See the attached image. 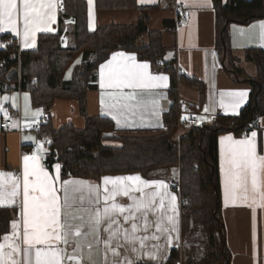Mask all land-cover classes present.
I'll return each mask as SVG.
<instances>
[{"label": "trees", "instance_id": "obj_1", "mask_svg": "<svg viewBox=\"0 0 264 264\" xmlns=\"http://www.w3.org/2000/svg\"><path fill=\"white\" fill-rule=\"evenodd\" d=\"M212 1L220 52L223 54L224 51L222 37L228 48L224 66L251 87L248 103L235 116L217 115L210 122L190 127L178 137L179 83L185 81L198 90V104L207 99V85L205 81L183 73L176 60L161 66L171 78L168 94L172 104L162 116L165 130L117 136L112 119L89 114L87 93L97 88L98 67L113 52H135L139 59L148 60L155 66L165 60L168 49L163 44L162 31L150 26L151 13L160 6L142 5L138 0H95L98 12L138 11L140 14L135 23L99 24L93 31L88 26L86 0H60L57 32L39 34L34 49L20 50L17 39L11 38L6 47H0V92L28 90L32 106L48 115L37 127V133L50 152L46 158L49 166L54 161L60 162L63 177L99 179L103 175L129 173L146 176L156 168L177 169L179 180L173 186L180 193L183 216L207 236V255L200 262L231 264L232 253L226 242L220 195L218 138L226 132L243 135L246 130L248 134L258 117L264 115V49L252 47L246 50L244 58L256 66L254 76L246 75L234 64L228 31L232 22L247 24L264 17V0ZM69 20L73 22L75 43L72 45L65 44L61 28ZM165 27L172 28L169 22ZM80 55V70L71 79H66L68 69ZM19 60L20 74L9 80L8 73L13 68L18 69ZM61 98L77 101L85 119L84 128L78 129L71 123L54 127L51 110L55 101ZM109 140H117L120 144H108ZM14 213L11 207H0V239L10 230ZM179 259L180 251L173 248L164 264Z\"/></svg>", "mask_w": 264, "mask_h": 264}, {"label": "crops", "instance_id": "obj_2", "mask_svg": "<svg viewBox=\"0 0 264 264\" xmlns=\"http://www.w3.org/2000/svg\"><path fill=\"white\" fill-rule=\"evenodd\" d=\"M87 2L88 7V26L89 30L93 31L99 24H105L110 22L132 24L139 18L138 11H111V12H98L95 6V0L91 5L93 17L91 19L89 8L90 5ZM142 5L159 4L160 8L154 10L151 13V28L159 29L162 31V38L164 46L172 52L168 53V57L165 56V63H160V66H155L148 60L139 59L135 52L118 50L113 53H133L135 54L136 63L147 62L149 64L148 72L151 75H166L168 76L167 87L155 88V89H136L137 99L142 101L137 105L135 101L121 100V94H127L132 92V89H101L100 81V65L105 64L108 60L112 59L113 53L110 57L102 62L98 67L97 73V88L91 89L87 93L88 112L93 116H103L112 119L115 123V135L120 136L122 134H149L152 132H158L164 129L162 116L165 111H168L172 100L169 97L168 89L170 87V74L162 69V65L168 62L176 60V64L179 69L190 76L197 77L206 82L207 85V99L205 103L198 104V90L188 84L185 81L179 83V102L180 104H192L197 106L199 119L201 123L210 122L217 115L235 116L240 110L248 103L251 87L250 84L245 81H240L238 75L225 68L222 63L223 54L220 52L218 46V35L216 32L215 12L213 7V1L211 0L208 6H199L189 4L185 6L184 3L178 2V0H144ZM61 5V2H60ZM56 8L55 22L49 25L52 28L51 32H57L59 29V13L61 6ZM186 8L191 12V19L185 23L176 25V18L180 9ZM171 24V29L168 30L165 27V23ZM264 22V17L256 19L247 24H241L232 22L229 24L230 40L229 45L232 50L234 64L240 67L246 75L254 76L256 74V66L250 65L244 57L248 48L257 47L264 49V38L261 37L260 24ZM173 27L175 30L172 31ZM64 42L72 45L75 43L73 35V22L71 20L65 22L62 25ZM18 29L21 32L20 36H17L11 31H5L0 33V40L3 37L8 36L11 39H17L18 48L20 50L34 49L37 46L38 36L41 33H35V45L33 47H25L23 43V22L22 11L21 18L18 21ZM229 36V31H228ZM121 58L117 57V61ZM226 62V60H225ZM234 91H246L247 96L244 98V102L235 111L232 108H224L220 105L221 94L224 95L225 102L227 103V93ZM101 92H104L105 104H100ZM116 93L115 97L109 96L108 93ZM27 93V98H25ZM4 97L9 99L5 100ZM13 98H15L13 100ZM156 99L158 104L154 105L151 101ZM190 103V104H189ZM15 104V106H13ZM115 104V107L111 105ZM127 104L128 107H124ZM198 104V105H197ZM0 125L7 119H12L13 123L2 129L0 126V172L13 173L15 177L22 179L23 174V156L36 154L40 160V164L50 173V175H56L55 165L61 163L54 161L49 166L46 158L48 157L47 148L45 145L42 147L39 145V136L37 133V127L39 124L48 118V115L41 109L34 108L31 104L30 93L28 90H6L0 92ZM205 107H208L209 111L205 112ZM37 110H40L37 112ZM7 112V116L4 113ZM52 122L55 128H59L64 124L71 123L76 128L81 129L85 127V119L80 114L77 101L74 99L61 98L57 99L51 110ZM120 120L119 126L117 125V119ZM15 122V126H13ZM163 125L162 127L160 125ZM130 125V126H129ZM252 131L257 132V145L258 152L264 154V115L258 117L256 125L248 134L240 135L235 132H226L218 138V157H219V173H220V195L222 204V214L226 230V242L232 253L231 264H264V202L261 201L259 195L255 196L256 202L253 203V193L249 191V199L247 201L242 198H238L235 202H225V189H224V170L222 169V159L227 152L228 142L225 141L221 144V138L226 136H232L234 140L244 139L246 136H250ZM261 140V144L260 141ZM108 144L119 145L117 140H109ZM39 146V152L34 153L31 150L33 145ZM44 144V142H43ZM226 167V165H225ZM62 166L60 168L61 180H84L94 184L102 185V178L105 176H129L139 173L129 174H117V175H103L99 179L82 178L67 176L63 177L61 174ZM141 175V174H139ZM142 178L147 180H164L168 185V191L177 196V207L179 212V240L176 241V233H170L173 237L174 245L168 247L167 259L162 264L166 263L173 248L180 251V259L177 260L179 264H208L201 263L204 257L207 255V236L206 234L194 223L184 218L180 193L173 186L175 181L179 180V171L177 169L169 168H156L151 170L148 175ZM32 179V178H30ZM264 179V176H262ZM12 177L7 175L0 176V184L3 185L4 190L7 191L11 186ZM59 187V184H57ZM110 187V185H109ZM250 187V185H249ZM154 188L145 189L146 193H151ZM136 196H140V193H135ZM85 201L83 207L88 209V192L84 191ZM103 198L101 197V200ZM20 197H17L19 202ZM118 203L128 204L131 203L127 197L119 196L116 198ZM167 207L168 201L165 200ZM0 207H11L14 209V217L12 220L19 219L20 208L18 206L9 205L5 202ZM171 214V213H169ZM79 215V213H78ZM152 217L150 216V219ZM11 220V221H12ZM129 225H125L128 227ZM10 230L5 233L11 234ZM155 231V228L149 230V234ZM4 234V235H5ZM3 235V236H4ZM106 233H101V236H105ZM3 236L0 239V243H4ZM91 240V237L88 238ZM19 242V241H17ZM162 243L163 241H159ZM148 243H158L157 241H149ZM62 246V245H61ZM23 247V245H22ZM38 247H40L38 245ZM7 250V249H6ZM84 254L87 255L89 251L96 261V264H105L104 260V245L93 244L91 249H88L86 244L83 249ZM111 257V253L108 254ZM22 259V255L18 257ZM75 264V262H73ZM149 264H156V262H149Z\"/></svg>", "mask_w": 264, "mask_h": 264}, {"label": "snow or ice", "instance_id": "obj_3", "mask_svg": "<svg viewBox=\"0 0 264 264\" xmlns=\"http://www.w3.org/2000/svg\"><path fill=\"white\" fill-rule=\"evenodd\" d=\"M138 2L144 3V0ZM178 2L185 6L190 3L208 6L211 0ZM88 4L91 27L93 0H88ZM58 5L60 0H0V33L11 31L20 36L18 21L22 11L23 43L25 47H33L36 32L52 31L49 25L55 22ZM260 28L264 38V22H261ZM117 57L121 59L117 61ZM135 60L133 53H113L112 59L100 65L99 84L101 89H132V92L121 94L120 99L135 101L139 105L142 101L137 99L136 89L167 87L169 78L162 74H149V64L136 63ZM104 95L101 92L102 106L105 104ZM108 95L115 97L116 93L109 92ZM224 95L221 94V107H230L235 111L244 102L247 92L227 93V103ZM151 102L158 104L156 99ZM111 106L115 107V104ZM204 111L208 112V107ZM4 115L7 116V112ZM116 119L119 126L120 120ZM225 141L228 147L222 159V169L226 204L238 198L247 201L250 190L254 194L253 203L256 202V195L264 202V154L258 152L257 132L252 131L250 136L240 140H234L230 135L222 137L221 144ZM22 159V179L13 173L0 172V176L12 177L7 191L0 184V205L7 202L20 208L19 219L10 222L11 234H5L4 243H0V264H96L91 251L85 255L83 249L85 244L91 249L93 244L101 242L105 264H162L167 259L168 247L179 246L174 245L170 235L176 233L175 240H179L178 198L168 191L169 185L164 180H147L139 174L105 176L102 185L84 180H61L58 163L53 176L40 164L36 154L25 155ZM147 188L155 190L146 193ZM85 189L88 192V209L83 207ZM135 193H140V196ZM119 196L127 197L131 203H118L116 198ZM17 197H20L19 202ZM153 227L155 231L149 234ZM102 232L106 233L103 237ZM21 255L23 258H18Z\"/></svg>", "mask_w": 264, "mask_h": 264}, {"label": "built area", "instance_id": "obj_4", "mask_svg": "<svg viewBox=\"0 0 264 264\" xmlns=\"http://www.w3.org/2000/svg\"><path fill=\"white\" fill-rule=\"evenodd\" d=\"M191 19V12L190 10L186 9V8H182L180 9V11L178 12V16L176 18V25H180V24H185L187 23L189 20ZM10 42V38L8 37H3L0 40V47H6ZM160 63H165V60H161ZM21 65V61H18V70L20 68ZM18 74H20V70L18 72ZM178 115H179V128H178V133L177 136L180 137L182 136L190 127L194 126V125H198L200 124V119H199V115H198V111L196 108L188 105V104H183V103H179V107H178ZM183 117H187V119H182ZM13 123L12 119H7L5 121H3L1 123V128L5 129L6 127H9L11 124ZM165 125H164V129H165ZM247 131L244 130L242 134L246 135ZM31 150L34 153H38L39 152V146L33 145L31 147ZM48 156H50V153L48 154ZM168 264H179L178 261H171Z\"/></svg>", "mask_w": 264, "mask_h": 264}, {"label": "rangeland", "instance_id": "obj_5", "mask_svg": "<svg viewBox=\"0 0 264 264\" xmlns=\"http://www.w3.org/2000/svg\"><path fill=\"white\" fill-rule=\"evenodd\" d=\"M229 40H230V29H229L228 41ZM65 44L68 45L67 43H65ZM170 52H172V49L168 50V53H170ZM168 53L166 55L167 57L169 56ZM77 61H80V63H77ZM81 63H82V57L80 55L79 57H77V59L74 61V63L68 69V71L66 73V79H71L74 75H76L78 73V71L81 68ZM249 64L252 65L253 63L249 62ZM38 142H39L40 146H42V147L44 146L43 141L39 140Z\"/></svg>", "mask_w": 264, "mask_h": 264}, {"label": "water", "instance_id": "obj_6", "mask_svg": "<svg viewBox=\"0 0 264 264\" xmlns=\"http://www.w3.org/2000/svg\"><path fill=\"white\" fill-rule=\"evenodd\" d=\"M226 26L223 28L222 32H221V35L223 34L224 30H225ZM222 39V45H223V48H224V51H223V60H222V63L225 65V60H226V57H227V43L224 39V37L221 38ZM18 72L19 70L17 68H13L9 71L8 73V79L11 80L13 79L16 75H18Z\"/></svg>", "mask_w": 264, "mask_h": 264}]
</instances>
